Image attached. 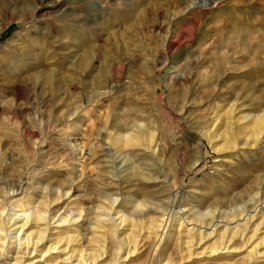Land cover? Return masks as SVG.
Here are the masks:
<instances>
[{"label": "rangeland", "instance_id": "374dc122", "mask_svg": "<svg viewBox=\"0 0 264 264\" xmlns=\"http://www.w3.org/2000/svg\"><path fill=\"white\" fill-rule=\"evenodd\" d=\"M34 1L0 0L4 209L48 186L47 175L57 192L75 187L80 195L76 203L52 202L53 215L66 206L83 209L84 227L104 186L116 190L132 179L139 182L110 199L142 200L136 192L145 189L148 199L179 213L192 207L183 193L200 202L192 211L204 213L223 198L234 203L226 213L233 212L241 189L251 201L250 190L264 178V131L253 141L241 119L234 124L239 149H216L223 147L224 112L246 98L248 109L237 117L258 113L253 100L264 95V0H65L82 17L73 26L45 5L37 20L22 21ZM132 123L153 131L158 146L114 145L111 132ZM211 129L210 139L202 138L200 131ZM224 186L233 194L226 197ZM152 243L126 264H150ZM214 243L190 256L193 248L176 242L174 264H231L201 253Z\"/></svg>", "mask_w": 264, "mask_h": 264}, {"label": "bare ground", "instance_id": "6f19581e", "mask_svg": "<svg viewBox=\"0 0 264 264\" xmlns=\"http://www.w3.org/2000/svg\"><path fill=\"white\" fill-rule=\"evenodd\" d=\"M64 1L35 0L32 11L22 14V21L37 20L41 6L45 5L50 8V12L52 10L56 13V17L59 15L63 23L70 21L69 24L73 26L72 21L81 22L82 17L75 12L74 7ZM92 1L96 0H80V4ZM170 42L173 44L172 39ZM241 99V103L237 105L235 103L224 112L225 118L222 119L227 120V128L223 133V147L216 149L218 153L223 150L231 151V148L239 149L238 129L234 124L241 119L247 121L245 126L249 128L253 141L264 131V95L253 100L256 102L255 109L258 113L237 117L244 107L248 109L247 105H242L246 98ZM213 131L211 129L209 132L202 130L200 132L202 138L210 139ZM111 135L114 145L120 149L144 145L152 149L158 146L153 131L134 123L116 126ZM251 141L248 140L246 144H250ZM52 178L51 175L44 177L42 181H48L49 185L46 187L41 185L42 187L38 189L36 187L37 191L29 193L27 198L18 197L11 212L0 204V264H126L141 253L145 241L153 242L149 244L150 264H174L173 252L170 249L176 242L181 249L193 248L190 250V256H193L196 249L213 238L216 243L210 248L205 247L201 252L207 255V258L225 256L234 259L231 264H264V178L257 187H254L256 190H250L248 197L251 201H246L242 193L244 189H239L241 192L238 190V193L235 191L233 194L223 187L222 191H228L226 197L230 193L234 195L236 208L231 213H226L225 208L234 203H227L225 198L214 203L215 206H221L222 202H225L219 209L212 207L207 213L192 211L195 209L194 203L200 202L192 201L184 193L181 196L182 200L192 205L191 209L185 208L182 213L173 212L167 206L165 208V204L148 199L145 189H138L136 192L144 196V199L125 197L117 203L118 199H110L113 197L111 195L118 194L120 188L128 189V186H134L138 179L125 181V186L123 183H116V190L110 189V184H106L101 190L102 203L93 213L91 225L86 227L83 226L85 223L81 224L80 221L83 218V209H71L66 206L53 215L52 202L70 198L71 202H68V205L76 203L80 195L79 193L75 195V187L66 191L60 189L57 192L59 187L52 186ZM16 186V190L21 189L22 182L19 181ZM126 191L128 190L125 189ZM0 193H3L2 189ZM52 193L57 195L54 196V200L51 198ZM6 196L8 195L5 194L2 200L0 199L1 203H5L3 200Z\"/></svg>", "mask_w": 264, "mask_h": 264}]
</instances>
